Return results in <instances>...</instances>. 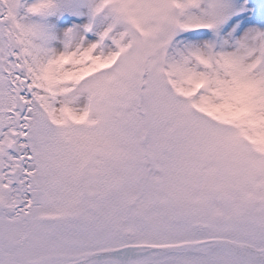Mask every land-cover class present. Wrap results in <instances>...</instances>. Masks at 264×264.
Here are the masks:
<instances>
[{"label":"snow or ice","instance_id":"obj_1","mask_svg":"<svg viewBox=\"0 0 264 264\" xmlns=\"http://www.w3.org/2000/svg\"><path fill=\"white\" fill-rule=\"evenodd\" d=\"M0 264H264V0H0Z\"/></svg>","mask_w":264,"mask_h":264}]
</instances>
